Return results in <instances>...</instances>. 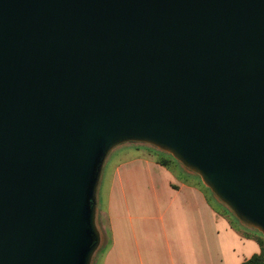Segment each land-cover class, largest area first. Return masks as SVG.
<instances>
[{
  "label": "water",
  "instance_id": "95a60500",
  "mask_svg": "<svg viewBox=\"0 0 264 264\" xmlns=\"http://www.w3.org/2000/svg\"><path fill=\"white\" fill-rule=\"evenodd\" d=\"M126 143L264 237V0H0V264H92Z\"/></svg>",
  "mask_w": 264,
  "mask_h": 264
},
{
  "label": "crops",
  "instance_id": "0c3cea01",
  "mask_svg": "<svg viewBox=\"0 0 264 264\" xmlns=\"http://www.w3.org/2000/svg\"><path fill=\"white\" fill-rule=\"evenodd\" d=\"M168 174L159 161L117 167L102 264H242L260 253V240L243 229L250 227L214 205L195 181Z\"/></svg>",
  "mask_w": 264,
  "mask_h": 264
},
{
  "label": "rangeland",
  "instance_id": "374dc122",
  "mask_svg": "<svg viewBox=\"0 0 264 264\" xmlns=\"http://www.w3.org/2000/svg\"><path fill=\"white\" fill-rule=\"evenodd\" d=\"M166 161L167 164L164 165L169 174L173 178L185 181L190 179L195 181L197 184L201 185L213 201V204L217 207L220 206L226 211L231 219H235L241 224V222L235 217V215L228 209L226 205L220 202L215 195L208 189L200 179V177L190 171H188L180 162L175 160L170 154L163 152L148 144H136V143H126L121 144L114 148L106 158L104 167L102 170V175L100 178V183L98 186L97 193V225L101 233V243L93 256L92 264H102V258L104 254V247L109 239V224L106 214V205L108 199V193L110 190V185L114 176V172L117 167L123 162L128 161ZM168 174V175H169ZM243 225V224H242ZM243 227V226H242ZM246 227V226H245ZM245 231L253 233L260 241H264V237L259 231L252 228H243Z\"/></svg>",
  "mask_w": 264,
  "mask_h": 264
},
{
  "label": "trees",
  "instance_id": "16d2710c",
  "mask_svg": "<svg viewBox=\"0 0 264 264\" xmlns=\"http://www.w3.org/2000/svg\"><path fill=\"white\" fill-rule=\"evenodd\" d=\"M161 164L166 165V161H160ZM261 251L254 254L249 259L245 260L242 264H264V241H260Z\"/></svg>",
  "mask_w": 264,
  "mask_h": 264
}]
</instances>
